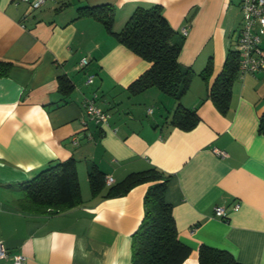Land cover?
Listing matches in <instances>:
<instances>
[{
	"label": "crops",
	"instance_id": "crops-1",
	"mask_svg": "<svg viewBox=\"0 0 264 264\" xmlns=\"http://www.w3.org/2000/svg\"><path fill=\"white\" fill-rule=\"evenodd\" d=\"M29 1L0 0V61L11 63L0 76V240L9 252L26 255L23 264H132V233L143 217L148 183L115 197L104 196L105 184L92 195L88 170L94 164L112 184L151 167L170 175L166 201L177 238L190 247L182 264H198L201 244L243 264H264V132H258L264 70L235 78L226 114L208 96L237 38L241 18L236 26L231 11L240 12V0H45L35 9ZM103 4L114 9L113 32L136 7L154 4L178 35L189 25L178 61L195 76L180 100L156 87L127 90L150 62L93 16H78L80 7ZM210 57L206 82L199 73ZM88 74L94 75L89 83ZM60 75L74 86L64 98L57 91ZM94 94L109 113L108 124L84 111V99ZM177 104L198 113L191 129L170 124ZM69 157L76 161L81 203L57 213L26 209L22 186ZM236 202L238 210H230ZM217 205L228 210L227 218L215 215ZM0 264L13 263L7 257Z\"/></svg>",
	"mask_w": 264,
	"mask_h": 264
},
{
	"label": "trees",
	"instance_id": "trees-1",
	"mask_svg": "<svg viewBox=\"0 0 264 264\" xmlns=\"http://www.w3.org/2000/svg\"><path fill=\"white\" fill-rule=\"evenodd\" d=\"M162 10L160 4L138 6L118 32L112 30L114 9L109 4L80 7L78 16H93L114 33L122 45L150 62V66L127 86L131 94L156 87L178 101L188 90L195 71L178 61L183 35H178L170 26ZM235 42L230 43L222 69L209 89L208 96L222 114L229 110L231 86L238 76ZM10 67L11 63L0 61V76L8 75ZM199 74L206 82L209 81L212 74L211 57ZM57 82V91L63 98L74 88L66 75L58 76ZM65 101L62 100L58 105ZM198 120L195 109L177 104L169 122L189 130ZM258 132H264V111L259 118ZM169 180V174L151 167L129 173L122 180L109 185L104 193L105 197H115L127 193L138 184L148 183L143 196V217L132 233V264H182L190 253V247L177 238L172 205L166 201ZM88 181L92 195L99 194L105 187V175L94 164L88 170ZM22 188V204L32 212L57 213L81 203L76 161L73 157L49 164ZM198 264L243 263L226 250L201 244L198 248Z\"/></svg>",
	"mask_w": 264,
	"mask_h": 264
},
{
	"label": "built area",
	"instance_id": "built-area-1",
	"mask_svg": "<svg viewBox=\"0 0 264 264\" xmlns=\"http://www.w3.org/2000/svg\"><path fill=\"white\" fill-rule=\"evenodd\" d=\"M45 0H30L29 6L32 9L40 7ZM239 8L241 12V22L238 35L235 42V49L238 53V76L242 77L245 74L256 73L264 70V48L260 46L262 36H264V0H240ZM189 30V25H184L180 28L182 35H186ZM88 63V59L82 58L80 66ZM94 75L88 74L86 82L92 81ZM85 113L98 124H108L109 113L103 110L96 103V94L92 97H87L83 101ZM152 111V108L149 109ZM214 152L224 157L226 152L219 148H214ZM113 178L109 175L105 176V184L111 185ZM239 203H234L230 210H238ZM215 215L220 218L228 217V210L217 205L214 208ZM9 257L13 264H23L27 257L21 253H10L8 248L0 240V259Z\"/></svg>",
	"mask_w": 264,
	"mask_h": 264
},
{
	"label": "rangeland",
	"instance_id": "rangeland-1",
	"mask_svg": "<svg viewBox=\"0 0 264 264\" xmlns=\"http://www.w3.org/2000/svg\"><path fill=\"white\" fill-rule=\"evenodd\" d=\"M231 15L233 16L234 19H236L235 25L238 26V23L240 22V12L235 8L231 11ZM227 42V41H226Z\"/></svg>",
	"mask_w": 264,
	"mask_h": 264
}]
</instances>
